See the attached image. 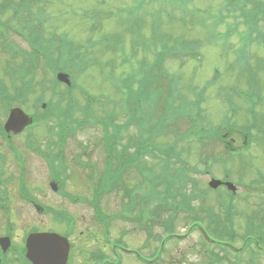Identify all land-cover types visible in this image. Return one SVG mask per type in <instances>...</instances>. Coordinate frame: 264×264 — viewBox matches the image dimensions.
Returning <instances> with one entry per match:
<instances>
[{
    "label": "rangeland",
    "instance_id": "374dc122",
    "mask_svg": "<svg viewBox=\"0 0 264 264\" xmlns=\"http://www.w3.org/2000/svg\"><path fill=\"white\" fill-rule=\"evenodd\" d=\"M52 1L53 5L47 7L46 30L54 31L56 39L64 34L78 46L80 53L85 52L81 58L88 64L77 75L78 68L70 60L63 70L70 75L73 84L72 89L66 91L65 85H55V74L46 60H35L21 53L27 52L28 46L12 32L7 40H11L18 51L0 45V94L13 95L16 88L11 77H15V82H28L33 88L22 108L38 116L41 103L51 101L60 108L72 106L70 116L64 121L76 129L59 143L57 124L62 118L57 115L60 113H44L46 121L39 120L13 139L16 152L24 158L22 162L0 142L3 158L0 181L9 182L7 187L15 194L17 187L12 182H19L22 175L23 181L33 187L32 194L39 205L51 207L56 214L64 211L71 218L54 217L51 212L40 213L32 206L30 211L26 209L25 218L14 214L10 221L19 225V218L34 228L48 227L66 233L75 248L76 240L81 237L88 236L89 240L83 245H89L92 239L99 237L103 242L105 238L101 236H107L112 242L120 240L127 248L141 249L143 256L151 254L153 246H161L159 264H233L236 253L226 254L222 262H212L209 251L219 258L223 252L217 247L210 249L193 229V224L200 220L209 233L219 224L227 225L219 220L224 217L230 201L233 208L228 215L234 214L232 228L235 232L231 244L243 246L246 233L264 235V0H234L232 3L229 0ZM166 49L169 51L162 62L164 72L159 74V81L149 87L157 107L151 119L155 121L163 114V100L171 91L167 85L170 83L172 87L173 79L177 82V89H173L183 96L188 106L181 108L173 102L179 110L174 117L181 118L174 122L173 133L165 135V139L171 142L174 137H181L176 149L186 169V182H173L177 194L158 199L154 198L153 191L161 193L164 182L150 187L149 183L153 185L156 179L152 172L140 194V176L133 168H128L121 182L128 194L112 190L100 199L102 211L109 216L105 226L98 222L93 208L82 201L89 196L87 185L93 183L105 166L102 131L92 121L113 112L118 117L115 123L121 124L126 117L122 111L124 96L114 83H127L129 74L138 65L154 62L155 53ZM52 61L66 65L65 58ZM22 76L23 79L17 78ZM168 77L171 78L167 80ZM147 79L151 81L150 77ZM195 96L200 97L197 105H194ZM7 98H0V121L5 119L6 111L1 105ZM14 101L20 102L19 99ZM87 101L89 105L85 106ZM86 107L87 114L83 111ZM250 107L253 113L249 114L247 108ZM143 109L149 115L154 105L148 102ZM144 118L146 122L147 116ZM81 120L83 124L77 126ZM122 130L121 143L129 137L128 143L134 144L139 137L136 123ZM224 135L227 136L224 138ZM160 137L163 134L154 135L152 141L159 143L164 139ZM229 139H234V149L226 148ZM58 151L60 156L58 154V161L54 163L58 177L54 178L55 170L46 161ZM144 158L147 167L158 174L161 155L154 152L153 156L145 155ZM78 160L89 167L82 168ZM20 162L24 166L22 171L17 166ZM178 163L180 161L169 170L180 166ZM210 177H226L234 183L235 193L231 194L224 187L209 189ZM55 179L64 182L59 185L61 193H53L47 186V182ZM140 195L147 210V215L142 217L143 224H138L141 200L135 203L131 215H119L124 199ZM185 195L189 198L183 197ZM183 199L189 202L184 205ZM11 204L18 212L22 203L14 199ZM5 220L0 216L2 231ZM165 223L171 225L174 234L181 236L168 238ZM155 235H159L160 241L155 240ZM162 239L165 240L163 245ZM135 259L129 255L127 264H136ZM238 260V264H264V254L251 243Z\"/></svg>",
    "mask_w": 264,
    "mask_h": 264
},
{
    "label": "trees",
    "instance_id": "16d2710c",
    "mask_svg": "<svg viewBox=\"0 0 264 264\" xmlns=\"http://www.w3.org/2000/svg\"><path fill=\"white\" fill-rule=\"evenodd\" d=\"M229 1L232 3L234 0ZM229 1H227V3H229ZM52 3V0H1L0 45H2L3 48L7 46V48L13 52L18 51L11 40L9 39L10 42L7 40L10 33L17 32L21 35L22 39L26 41L28 46L27 52L21 51L23 55L26 54V57L32 56L35 60L43 58L49 66L51 65L52 70L65 69L67 65L70 64V60H72L73 66H80L82 64V53L77 51L78 46L74 45L72 41L67 40L65 35H58L56 39L54 31L46 30V19L49 16L47 7L52 5ZM7 13L9 14L8 16H6ZM1 42L3 44H1ZM155 54L156 57L153 59L154 62L150 64L141 63V65H138V68L133 70L127 78L125 87L127 86V90L132 96L124 97L122 100V111L123 115L126 116L125 120L122 122L123 124L115 123L117 115L113 112L95 118L92 121L98 124L102 131L101 140L105 153V166L98 173L95 180H93V182H100V188L102 189L108 187L109 184L117 186V184H115L116 182H123V173L128 168H133L141 176L142 182H149V177H152L153 172L157 179H155V182H164L163 190L160 193L161 196H175L177 192L173 188V182H186V177L184 176L186 169L182 167L181 163L183 161L180 159L181 153L176 149L178 140L181 137L176 136L169 142L165 139V135L173 133L171 129L172 125L177 119L181 118V116L178 115L174 117V114L179 110L173 106V102L177 103L181 108H185L188 105L177 90V95H172L175 90L172 89L170 83H168L167 86L171 91L163 100V114L155 121L151 119L155 115L157 107L155 108V98L152 96V91L149 87L156 84L159 81V79L157 80L159 74L162 75L164 72L162 62L165 59L166 52ZM61 58H65L66 65L61 66L59 63H54L52 61V59L60 60ZM144 66L146 69L143 68ZM147 77H150L151 81H148ZM169 78L171 77H168L167 80ZM121 83L125 84L126 82L122 81ZM132 83L137 85L136 90V87L133 88L131 85ZM69 100L72 102L71 99ZM158 101L159 98L156 100V103ZM148 102L152 103V106L154 105V109L149 114L151 116L145 113L143 109ZM198 103L199 97L196 98L194 105ZM70 109H72V106L70 108H60L58 105H54V103H49L48 107V112L51 111L54 113V111H57L62 114L63 120L59 122V128L65 133H70V131L75 128L70 125L63 127V121H66V118L70 116ZM87 110V107L84 108L83 111L85 114H87ZM144 115L147 116L146 122H144ZM172 116L174 117L173 120H171ZM84 122H87V119H85ZM132 123H136L139 130V137L136 138L134 144H131L134 146V150L128 152L127 148L130 145L128 140H130V138L128 137L124 144L121 143L122 129L126 126H130ZM82 124L83 120L76 123L77 126H81ZM157 134H163V137L160 138H164L161 139L159 143L152 141L153 136ZM154 152H157L161 155V158H163L161 159L162 164L158 174H155L154 170H150L146 163L140 159L143 154L153 156ZM176 161H180V163H178L180 166L169 170L170 166L174 165ZM52 163L53 160H50V165H52ZM54 170L57 176V168ZM187 182H189V180ZM183 197H186V195ZM183 200V204L186 205L188 200ZM128 211H130V207ZM166 225V227H170L169 224Z\"/></svg>",
    "mask_w": 264,
    "mask_h": 264
},
{
    "label": "flooded vegetation",
    "instance_id": "af4514ba",
    "mask_svg": "<svg viewBox=\"0 0 264 264\" xmlns=\"http://www.w3.org/2000/svg\"><path fill=\"white\" fill-rule=\"evenodd\" d=\"M14 88H16V90L14 89L12 98L6 100V104L11 102V107L7 108L8 112L12 107H22V104L27 102L31 96V85L19 83L15 84ZM28 88L29 90L23 91ZM15 99H19L20 102L14 101ZM1 107L2 109H6L4 103H2ZM6 118L7 115H5V121ZM3 125L4 121H0V135ZM27 129H29V126L18 134L3 132L1 137L5 141L6 147L14 150L12 145L13 139L21 136V133L25 132ZM7 141H10L9 145H7ZM7 183L9 182H0V216L6 219L3 223V231L2 226H0V264H31L25 257V239L28 233L33 231V227L28 226L25 222L23 223L20 219L26 217V209L30 211L31 207L37 204L32 194L33 187L28 185L27 182H12V185L17 187V193L13 194L7 187ZM47 186H50V182H47ZM45 189L46 193L49 192L46 184ZM38 190L42 191L40 188ZM58 191H61V187L59 188V186H57V190L54 192L58 193ZM14 199L22 203L18 208V212L13 210L11 204V202H14ZM84 199L85 201H91L95 199V196L89 195ZM42 207L44 209H40V211L46 212L47 210H45V207ZM14 214L20 218H18L19 225L14 221H10ZM4 237L9 240L5 239L2 241ZM88 240V236L79 238L76 240V248L73 246V241L69 240L70 250L66 264H127L129 255H134L136 257V264H159L158 254L160 252V246L158 248L153 246L151 249L152 253L148 256H143L141 249L134 251L127 248L124 244H114L106 239L102 242L101 239L96 237L91 240V244L85 245ZM84 242L85 244L83 245Z\"/></svg>",
    "mask_w": 264,
    "mask_h": 264
},
{
    "label": "water",
    "instance_id": "95a60500",
    "mask_svg": "<svg viewBox=\"0 0 264 264\" xmlns=\"http://www.w3.org/2000/svg\"><path fill=\"white\" fill-rule=\"evenodd\" d=\"M57 78L66 84L70 83L65 73H58ZM31 121V117L16 108L11 111L5 123V129L17 132ZM219 183V180L212 179L209 185L216 187ZM227 185L233 188L230 183ZM27 248V256L34 264H64L68 245L64 238L55 233H36L28 237Z\"/></svg>",
    "mask_w": 264,
    "mask_h": 264
}]
</instances>
